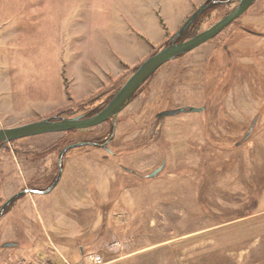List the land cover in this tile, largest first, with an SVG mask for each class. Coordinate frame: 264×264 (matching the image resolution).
<instances>
[{
  "label": "rangeland",
  "instance_id": "1",
  "mask_svg": "<svg viewBox=\"0 0 264 264\" xmlns=\"http://www.w3.org/2000/svg\"><path fill=\"white\" fill-rule=\"evenodd\" d=\"M17 1L0 45L23 26L42 49L0 46V127L94 112L205 0ZM234 5H209L183 38ZM181 106L203 109L157 117ZM113 123L0 143V205L45 189L65 145L105 142ZM107 145L69 148L57 186L5 208L0 264H264V0L150 75ZM51 202L63 228L40 216Z\"/></svg>",
  "mask_w": 264,
  "mask_h": 264
},
{
  "label": "water",
  "instance_id": "2",
  "mask_svg": "<svg viewBox=\"0 0 264 264\" xmlns=\"http://www.w3.org/2000/svg\"><path fill=\"white\" fill-rule=\"evenodd\" d=\"M220 0H205L195 11L184 21L180 28L171 36L170 40L160 49L145 58L130 76L124 81L117 92L98 110L94 112H84L74 116H49L37 120H31L25 123H20L14 126L0 127V143L13 141L18 138H23L30 135H37L41 133H50L58 131H67L71 129H82L98 125L108 119L113 120V129L110 136L105 142L99 143L92 140H80L71 142L65 145L58 155V171L55 179L45 189H37L32 187L24 188L17 191L6 199L3 205L0 206V217L4 212L5 206H8L18 195L27 192H50L59 182L62 174V158L64 153L71 147L82 144L102 145L110 150L107 145L115 132V122L118 113L131 101L137 89L152 75L158 68L166 62L182 55L200 44L212 39L219 32H221L227 25L241 16L256 0H235V5L223 16L217 19L207 28L197 32L191 37L183 38L184 32L194 22V20L211 4L217 3ZM201 106H181L174 109H165L157 113V117L176 114L181 111H201ZM249 133V132H248ZM245 134L244 137L248 135ZM164 164V163H163ZM162 164V165H163ZM162 165L154 169L150 176H154L161 169ZM7 243H5L6 245ZM9 245V244H8Z\"/></svg>",
  "mask_w": 264,
  "mask_h": 264
},
{
  "label": "crops",
  "instance_id": "3",
  "mask_svg": "<svg viewBox=\"0 0 264 264\" xmlns=\"http://www.w3.org/2000/svg\"><path fill=\"white\" fill-rule=\"evenodd\" d=\"M1 2V0H0ZM6 3H8L9 5H6ZM19 3L17 0H2L1 4H4V7L1 5L0 6V18L3 19L4 21L0 24V26L2 27L4 24L5 26L7 25V19H9V17L13 14L12 12H9L13 9H16V4ZM5 6L8 7L5 9ZM2 9V10H1ZM3 10H5L4 13L2 12ZM22 28L23 26H19V30L18 29H14L11 26H7L6 30H8L7 32H13V33H5L2 35V43L0 46H13V47H25V48H37V49H42L40 46V41L38 42L35 38L33 37H29L27 38L25 36V34L23 35L22 33ZM18 33V34H16ZM35 37V36H34ZM61 179V178H60ZM61 180H59L58 183H60ZM57 183V184H58ZM57 186V185H56ZM72 188H76L79 190V187H75L72 186ZM71 195V194H70ZM48 207H51V211L48 212V214L51 216V224H53V226H55L56 228H63L65 225H63L62 223H58L59 220L64 219V215H65V210L63 208H60L59 206H55L52 202L51 205L46 206L45 204L43 205L42 208H40V216L42 217V219L46 218V209H48ZM48 219V218H46ZM58 221V222H57ZM64 222V221H61ZM78 234H76L77 236ZM51 246H55L57 249H59V246L52 240L51 238ZM60 250V249H59ZM64 250L66 252H71L70 248H67L66 246L64 247ZM79 251L81 250V245L79 246Z\"/></svg>",
  "mask_w": 264,
  "mask_h": 264
},
{
  "label": "trees",
  "instance_id": "4",
  "mask_svg": "<svg viewBox=\"0 0 264 264\" xmlns=\"http://www.w3.org/2000/svg\"><path fill=\"white\" fill-rule=\"evenodd\" d=\"M206 10V9H205ZM205 10L203 11V12H205ZM200 15H202V14H200ZM195 21L188 27V29L186 30V32H185V36H187L188 34H191L192 32H194V31H192L193 30V28L195 27ZM101 107V105H96V106H94L93 108H92V110L93 111H96V110H98L99 108ZM112 131V128H111V130H110V132ZM95 141H97L98 139L97 138H95L94 139ZM98 142V141H97Z\"/></svg>",
  "mask_w": 264,
  "mask_h": 264
},
{
  "label": "built area",
  "instance_id": "5",
  "mask_svg": "<svg viewBox=\"0 0 264 264\" xmlns=\"http://www.w3.org/2000/svg\"><path fill=\"white\" fill-rule=\"evenodd\" d=\"M90 260L93 262V264H102L103 263V258L99 254H91Z\"/></svg>",
  "mask_w": 264,
  "mask_h": 264
},
{
  "label": "flooded vegetation",
  "instance_id": "6",
  "mask_svg": "<svg viewBox=\"0 0 264 264\" xmlns=\"http://www.w3.org/2000/svg\"><path fill=\"white\" fill-rule=\"evenodd\" d=\"M58 117H59V116H58ZM23 189H24V188H23ZM23 189H21V190H23ZM21 190H20V191H21ZM18 191H19V190H18ZM14 194H15V193H14ZM12 195H13V194H12ZM22 195H23V194H22ZM20 196H21V195H20ZM20 196L18 195L15 199H17V198L20 197ZM8 198H9V197H8ZM8 198H6V199H8ZM6 199H5V200H6ZM15 199H14V200H15ZM5 200H4V201H5ZM14 200H13V201H14ZM4 201H3V203H4ZM13 201H12V202H13ZM12 202H11L8 206H10V205L12 204ZM3 203H2L1 205H3ZM1 205H0V206H1ZM8 206H5V208H7ZM5 208H4V211H5Z\"/></svg>",
  "mask_w": 264,
  "mask_h": 264
},
{
  "label": "bare ground",
  "instance_id": "7",
  "mask_svg": "<svg viewBox=\"0 0 264 264\" xmlns=\"http://www.w3.org/2000/svg\"><path fill=\"white\" fill-rule=\"evenodd\" d=\"M219 33H220V32H219ZM219 33H218V34H219Z\"/></svg>",
  "mask_w": 264,
  "mask_h": 264
}]
</instances>
